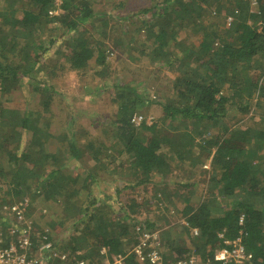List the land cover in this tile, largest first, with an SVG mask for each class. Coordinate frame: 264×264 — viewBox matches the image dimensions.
<instances>
[{
	"label": "trees",
	"instance_id": "trees-1",
	"mask_svg": "<svg viewBox=\"0 0 264 264\" xmlns=\"http://www.w3.org/2000/svg\"><path fill=\"white\" fill-rule=\"evenodd\" d=\"M149 3L137 14V28H142L135 30V41H140L139 56L159 62L170 72L167 79L171 78L173 92L165 98V104L156 98L148 100L137 93L136 87L110 80L107 83V45L114 50L129 47L132 41L123 46L120 37L107 40L110 34L107 22L102 20L104 13L95 11L90 0H61L60 13L54 16L49 14L55 9L54 0H0V190H5L2 198L11 199L0 205L9 209L26 205L24 216L28 219L27 200L32 204L40 199L43 215L52 211V204H58L60 215L56 218L52 214L46 228L33 220L29 224L35 245L45 236L55 251L67 255L66 261L55 258L48 264H97L96 257H105L108 264H113L114 258L126 254L124 264H148L130 251L142 240L134 230L137 223L126 212L114 216L105 206H96V197L90 199L92 189L108 175L119 178L124 189L152 184L154 198L162 193L165 200L168 194L164 191L171 188L175 190L171 198L183 206L176 214L188 227L182 228L178 240L169 237L177 226L162 230L159 238H167L166 242L158 246L155 240L156 247L145 244V254L154 248L163 263L187 256L211 263L224 241L240 237L252 254L251 264H264V0ZM99 21L106 30L97 24ZM187 32L192 36L203 33L198 45H185L187 40L181 36ZM93 33L98 37L93 38ZM57 56H61L60 62L54 59ZM42 58L53 63L47 80L43 65L38 66ZM65 72L79 76L76 94H66L54 84V76L62 78ZM40 73L44 77L38 83L33 77ZM86 78L92 83L80 82ZM24 79L36 86H29L30 94L38 96L32 98L47 113L53 105L59 113L63 112L62 104L67 106L65 117L72 129L63 127L61 121L52 131L47 120L41 121L43 109L9 108L10 95L19 87L24 89ZM109 83L115 91L110 98L114 112L105 118L99 113L87 115L89 126H81L85 102L94 105L98 91ZM152 105H161L165 115L147 124L141 110ZM230 111L239 117L233 120ZM255 112H261L259 118L250 116L247 127L235 126ZM133 118L142 121L135 126ZM165 119L178 121L186 129L189 125L201 128H183L182 134L170 135L168 127L172 131L178 128H161L159 121ZM97 123L102 124L99 135L93 129ZM197 136L200 141L196 144ZM2 156L7 158L5 163ZM88 159L94 164L89 168ZM84 161L85 168L79 166L73 173L67 168V163ZM205 161H209L208 171L196 169ZM185 162L188 169L180 168ZM79 196L88 198L87 205V201H79ZM2 206L0 236L7 246L13 236ZM73 220H79L81 227L72 225ZM164 222L170 224L169 220ZM67 224L63 239L73 229L74 235L70 242L57 244L54 234ZM143 225L151 231L162 228L155 223Z\"/></svg>",
	"mask_w": 264,
	"mask_h": 264
},
{
	"label": "rangeland",
	"instance_id": "rangeland-1",
	"mask_svg": "<svg viewBox=\"0 0 264 264\" xmlns=\"http://www.w3.org/2000/svg\"><path fill=\"white\" fill-rule=\"evenodd\" d=\"M90 1L95 11L103 12L105 14V15L103 14L102 20L107 22L106 24L107 32H108L107 34H110V39H107V40H112L114 37L115 38L120 37L121 41L123 42L120 44L123 46H126L125 44L126 42L132 41L129 47L126 46V47L116 48L114 50L111 45H107L108 46L107 50L109 49V51L106 52L107 61L110 64V70L108 71V75H107L108 77L107 83L110 80V82L112 81V83L117 84V85L133 86V87H136L135 89L138 94L143 95V97L148 98V100H151V99L154 100V98H156L159 101L162 100L160 102L163 104L167 103L168 101L165 98L171 97L172 92H173L171 88L172 87L171 78L167 79L170 72L160 67L161 64L159 62H156V61L150 62L149 59H146V57H144L143 55L139 56L137 49H138V45L140 44V41H135L138 39L136 36L137 33L135 30L142 28V27L137 28V26L140 25V22L137 19L138 18L137 14L142 10V9L139 10L141 7L143 8V7L150 5L149 0H90ZM23 2H26V0H23ZM226 2L229 3V0H226ZM60 4H61V0H59L58 2L54 0L55 9L51 10L49 14L53 16L58 15L60 13V10H59ZM229 20L230 19H227L226 22H229ZM101 23L102 22L99 21L97 24L102 25V27L105 28V26H103V24ZM53 27L54 26H51L49 28H53ZM205 27H207V25H205ZM104 30H106V28ZM116 30L117 32H115ZM125 32H129V33L124 34ZM220 32H224V31H220ZM111 33L113 34L111 35ZM130 34L134 35L133 40H132V35ZM202 35L203 33H201L199 36H192L190 32H187L186 36H181V38L187 40V43L185 45L187 47H190V44L198 45L199 40H200L199 38L202 37ZM31 36L33 37L34 35H31ZM92 37L97 38L98 34L93 33ZM41 38L43 41H45L44 40L45 35H43ZM54 50L55 49H52V52H54ZM53 56L51 57L48 56L47 58L50 59ZM49 59L44 60L42 58L41 64L38 65V66L43 65L42 66L43 70L47 72L46 80L48 79L47 77L48 70H50L53 66L52 61H49ZM54 59H59V62H60L61 56H57ZM58 70L59 68L57 67V71ZM36 77L39 79H37ZM41 77L42 78L44 77L43 73H40V75L37 74L33 78H35L36 82L39 83L42 80ZM54 79H55L54 84L58 86L59 90H61L62 92H65L66 94H76L79 90V87L77 85L79 76L77 78L72 73L69 74L65 72L62 75V78H55L54 76ZM63 81H64V85H62ZM83 81H84V84L85 82L92 83V80H90L89 78L82 79V81L80 80V82H83ZM22 85H24V89L23 87L22 88L19 87L18 90H16L13 94L10 95L9 108L16 109L19 111H24V110L28 111L30 109L42 110L43 107L39 105L37 100L34 101L32 98V97L36 98L38 96L36 94H33V95L30 94L29 86L30 87H36V86H33V84L26 79L23 80ZM110 86H111V83H109L107 87L105 85L104 86L105 88L103 91H100V92L98 91V96H97L98 101L94 105L90 103L87 104L85 102L84 109L86 110V113L82 115L81 126H86V127L89 126L90 119H88L89 118L88 116H90L91 114L99 113L100 116L105 118L108 116L109 113L114 112L115 108H111L110 106L111 104L110 98L112 96L111 93L114 92L115 94V91H114V88ZM41 93L44 94L45 96L49 95V93L47 92H44V93L41 92ZM101 98L103 99L101 100ZM61 107H62L61 110H63V112L61 113H59V109L55 107L54 105L51 107V110H50L51 112L47 113L45 109H43L41 112L43 116V117L41 116L42 118L41 121H43L44 119L47 120L50 123L52 131H56L58 129V125L61 123V121H63V123H61V124H64L63 127L72 129V127L69 124V118L65 117L67 106H64L62 104ZM141 111H142L141 113L142 115L144 116L146 115L145 116L146 120H150V121L160 120L162 116L165 115L161 105L160 106L152 105L149 107H145ZM260 114L261 112H258V113L255 112V113H252L251 115L249 114L247 117L241 119L237 124H235V126L240 127V128H245L249 124L248 119L250 116L253 115L256 118H259ZM229 117H232L234 120V119H237L239 115H234V113L230 111ZM262 122L264 123V120ZM257 123H260L259 119ZM97 124L93 126L94 127L93 129L95 133L99 135L101 134V131H102V128H101L102 124L101 123H99L101 125L99 124L97 125ZM105 124L106 123H104V125ZM159 124L161 128L162 126L165 127V130L167 128V125L171 126L172 128H178L177 130L172 131L168 127L167 133L169 132L170 135L176 134L178 136L179 134H182L183 128H185L183 125L179 124L178 121L170 122V119H165V121H159ZM191 127L192 126L189 125L187 129L189 130ZM200 128L201 127L199 126H196L194 128L192 127V129H194L195 131H198ZM89 129L91 130L92 128H89ZM111 134L112 133H109L108 136H111ZM206 136L208 137L211 136V133L210 132L207 133ZM199 141H200V137L197 136L195 138V143L197 144ZM106 145L108 146L110 144L107 143ZM51 147H52L51 149H53L54 146L51 145ZM195 153L199 154V151L196 150ZM2 159L3 161L1 162L5 163L7 158L5 156H2ZM105 162H108V161L105 160ZM86 163H87V168H89V166L94 165L93 162L90 161V159H88ZM67 164H68L67 168H69L72 173L74 172V169L76 171V168L79 166L81 168H85V166H82V164H85V161L84 163H79V164H76L73 162L67 163ZM182 167H185V169L186 168L188 169V162L182 163L180 165V168ZM196 169L208 171L209 161H205L200 166L198 165V168ZM108 170L110 169H107V171ZM106 178H107L106 181H102L97 187L92 189V197L90 199L94 200L96 197L97 199L96 206H99V207L100 205L105 206L107 209H110L109 211H111V213H113L114 216L117 214H122L121 212H126L129 215V217L133 219V222L137 223V227H135L134 230L136 231L137 229H140L139 231L140 235L142 234V231L153 233L154 239L156 240L155 242L157 243L158 241L157 243L158 246L163 245L166 242L167 238H164L163 241H161L159 236H160V232L162 230H168L169 226L170 227L177 226L171 229L169 237L172 240H178L179 238H181L180 236L183 235L181 232L182 228L188 227V225L178 213L176 214L177 211L180 212V210H182L183 206L181 204L182 203L181 201H178L176 198L174 200L173 198H171V196H174L175 190L171 188H169L168 190H165L164 192H167L168 196L164 200L162 197V193H159L160 196L158 197L157 196L155 198L153 197V194L155 193L156 189H153L152 184H147L144 187H138L136 189L129 190V188L124 189L120 186L121 184H120L119 178L111 177L110 175L106 176ZM186 178H189V176H187ZM156 181L157 180L155 179L151 180V182H156ZM1 186L3 185L1 184ZM158 190L161 192L160 188ZM3 191L5 190H0V203L6 202V201L10 202L11 199L9 197L5 199L2 198L4 197ZM169 197L171 201L169 200L168 203H165V201L167 202V199H169ZM79 198H80L79 201L80 202L82 201L81 203H83V200L85 201L88 200L87 197L84 198V197L79 196ZM194 198L195 196L193 197V199ZM199 199L200 198H198L197 201H199ZM39 200L40 199H37V201L32 202V204L30 203V200L29 201L27 200V207L29 208V212H30L28 221L30 222L32 220L36 221L39 224V226L44 229L46 228L45 224H47L51 220V218H53L51 217V215L52 214L56 215V218H57L59 217L61 210L58 204L55 203L56 205L52 204V209H51L52 211H48L47 213H45V215H43L42 213L43 208L41 207V203ZM175 200H177L178 202ZM174 201L177 203L174 204ZM86 203H88V201L85 202V204L83 203L84 206L87 205ZM25 207L26 205H24V211H25ZM127 207H129V210H127ZM174 207H176L177 210L173 209ZM2 213L9 217L8 220L11 223L9 231L11 232V235L16 234L15 231H16V227L18 226V220L17 218H15L16 216L12 215L10 212L7 211V205L2 206ZM121 216L122 215H120V217ZM11 217H14V219ZM164 220H169L170 224L169 225L165 224ZM20 221L23 223L24 219H21ZM144 222H147L150 224L152 223L159 224V225H162V228L159 227L151 231L147 228L145 229L144 227L145 225H143ZM71 224L72 225L77 224L76 225L77 228L81 227V223H79V220H73ZM69 228L71 229L72 227L70 226ZM67 229H68V224L65 226V228H63V230H60L59 232H57V234H54V238L57 244L62 243V241L65 243L70 242L71 237L74 235V229L73 230L69 229L70 232H68V234H66L63 239V233L66 232ZM185 243L188 246L189 244L188 239L185 240ZM54 253H56L57 255L59 254L57 250L56 251L54 250ZM63 255L65 256L64 261H66L67 255L66 254H63ZM106 259L104 257L101 260L100 257H96L94 261L97 264L98 263L108 264Z\"/></svg>",
	"mask_w": 264,
	"mask_h": 264
},
{
	"label": "built area",
	"instance_id": "built-area-1",
	"mask_svg": "<svg viewBox=\"0 0 264 264\" xmlns=\"http://www.w3.org/2000/svg\"><path fill=\"white\" fill-rule=\"evenodd\" d=\"M55 1L58 2L59 0ZM141 121V118L132 119V123L135 126L139 125ZM146 123H151V121L146 120ZM18 205L11 206V209L7 208L8 212L16 216L15 218H17L18 226L20 227L16 229V234L11 235L10 232V235L13 237L7 246H4V238L0 236V264H48L55 258L64 260L65 256L63 254L57 255L54 253L52 244L46 241L45 236H42L37 241L38 245L33 243L31 237L35 234L31 233L29 225L31 222L24 216V205ZM21 219H24L23 223L20 221ZM21 225L24 226L23 229ZM137 231H140V229H137ZM193 233L197 234V230L193 229ZM141 235L142 240L140 244L134 246L130 251L134 252L142 262H148V264H203L195 256H187L175 262L163 263L160 254L154 248L147 254L143 250L147 243L150 247L157 246L154 243V234L143 231ZM127 255H124L125 257L118 256L114 258L113 264H124L123 262ZM252 259V254L246 251L241 238L237 237L233 240L224 241L223 246L216 250L213 262L205 264H251ZM79 264L83 263L80 262Z\"/></svg>",
	"mask_w": 264,
	"mask_h": 264
}]
</instances>
